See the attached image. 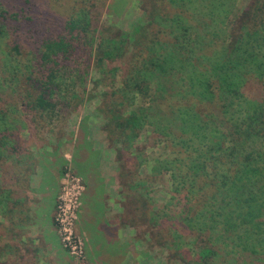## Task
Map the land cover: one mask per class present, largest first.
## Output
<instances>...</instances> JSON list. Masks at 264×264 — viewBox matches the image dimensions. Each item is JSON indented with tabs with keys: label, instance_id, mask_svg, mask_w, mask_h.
<instances>
[{
	"label": "trees",
	"instance_id": "16d2710c",
	"mask_svg": "<svg viewBox=\"0 0 264 264\" xmlns=\"http://www.w3.org/2000/svg\"><path fill=\"white\" fill-rule=\"evenodd\" d=\"M67 1L46 27L31 0L0 11V164L21 151L31 123L61 122L92 100L93 71L95 87L121 78L99 111L129 194L127 223L181 264H264V0L225 39L236 0H143L146 20L131 32L103 28L100 0ZM101 1L116 13L124 0ZM146 127L170 139L152 172L171 180L163 211L138 176Z\"/></svg>",
	"mask_w": 264,
	"mask_h": 264
},
{
	"label": "crops",
	"instance_id": "0c3cea01",
	"mask_svg": "<svg viewBox=\"0 0 264 264\" xmlns=\"http://www.w3.org/2000/svg\"><path fill=\"white\" fill-rule=\"evenodd\" d=\"M93 117L61 129L56 140L40 128L22 134L21 151L0 164V264H74L54 222L69 156L87 184L81 227L90 264H136L135 227L121 203L114 151L89 125Z\"/></svg>",
	"mask_w": 264,
	"mask_h": 264
},
{
	"label": "rangeland",
	"instance_id": "374dc122",
	"mask_svg": "<svg viewBox=\"0 0 264 264\" xmlns=\"http://www.w3.org/2000/svg\"><path fill=\"white\" fill-rule=\"evenodd\" d=\"M32 4H35L34 7V17L39 19L38 26H49L50 23L55 20L57 17H59L62 13L64 14V9L67 7L68 1H59V0H31ZM142 1V2H141ZM22 0H0V11L3 9H11L12 7H16L18 4H21ZM253 2V0H236L233 7H232V14L230 20L226 21L223 31L224 39L226 38L228 32L232 29L231 23L238 19V17L250 6V4ZM142 3L143 0H124L122 3L121 9L119 8L116 13L113 11L108 12L105 8L103 9L102 1L100 0L98 3H96V17L100 18V23L103 26V28L109 29H119L124 32H131L132 28L136 24H141L143 20H146V17L144 16L143 10H142ZM55 9H58V14L55 13V10L52 11L51 7ZM49 8L50 15H45V10ZM62 16V15H61ZM232 21V22H231ZM229 23V24H227ZM2 67V62L0 59V69ZM1 74V70H0ZM98 77L95 72L93 71L91 74L90 81L87 83L88 90L92 94V100L88 101L85 97V102L79 107L78 111H71L68 110L65 113V119L61 122L48 125L46 122L37 125L36 127L33 123L32 130L34 128H40L48 130L49 132H54L52 134L55 135V140L57 139V136L59 135L58 131H61L63 129L65 132H68L70 130L71 126H75L77 122L81 121V118L84 116H95L90 119V126L97 127L98 128V134L101 142L106 141L109 150L112 149L110 144L108 143L107 136L104 130L105 124H107V118L102 117L103 114L99 111V107L101 103L103 102L105 98L106 92H111L115 88L120 86L121 78H117L116 82L113 83L112 79L104 78L100 85L98 87H95L94 84V78ZM107 77V76H105ZM92 79V80H91ZM82 92V91H80ZM108 98V97H107ZM149 99H141L138 98L136 100V106H142L147 105L149 103ZM101 116V118H99ZM102 121V122H101ZM76 123V124H75ZM39 126V127H38ZM107 130V128H106ZM67 134V133H66ZM24 135V134H23ZM61 136H65L64 133H61ZM153 129L150 127H146L144 131L141 133L139 139L137 140L135 146H134V153L135 155L141 154L143 155V162L141 167L139 168L138 176L140 174L143 181H145V187L144 190L149 189L148 193L149 197L154 200L155 208H157L159 211H163L165 208V203H167L170 200V192L172 190L171 186V180L169 176L164 172L161 175L152 176L153 168L156 165H160L165 160H167V157L170 153V143L168 140L170 139H159L154 137ZM69 137V135H68ZM68 142V141H67ZM100 142V143H101ZM114 151V149H112ZM114 157H115V164L112 162L113 167L116 168V172L113 171L115 174L117 173L119 176V166L120 163L117 161V155L114 151ZM69 165L64 170V173L62 175L61 184H60V190L57 197V206H56V213H55V226L57 228V232L61 241V245L63 249L68 253V251L64 248L60 236V231L58 226L56 225V217L58 213V202H59V196L62 194L63 198L65 199V204H67V212L69 217H73L72 222V232H74L75 236H78L84 240L85 243V250H86V261L85 264H90L88 259V244H89V237L88 235L82 230L81 227V218L84 214V197L87 191V184L86 180L79 174V172L76 170V167L73 164L72 157L69 156ZM129 159L127 155L125 156V159L123 163L127 165ZM130 168V166H129ZM69 173V176L67 177L66 174ZM115 176V175H114ZM78 183L80 185V188L83 190H79ZM82 184V186H81ZM123 190V189H122ZM129 195L128 192L125 194L123 192V196H121V199L124 200L125 197ZM122 203V202H121ZM123 204V203H122ZM169 206V205H168ZM173 206V205H172ZM170 206L169 208L172 209ZM129 207V206H126ZM167 208V206H166ZM127 216V215H126ZM76 218V219H75ZM75 219V221H74ZM141 231L140 229H137ZM139 231L136 232L135 230V239H136V264H181L178 261L170 259V254L166 249L158 248L156 246H153L152 242L148 237L145 238H139V234H137ZM140 233V232H139ZM68 255L71 257V255L68 253ZM71 259L74 261V264H80L78 263L74 258L71 257ZM170 260V261H169Z\"/></svg>",
	"mask_w": 264,
	"mask_h": 264
},
{
	"label": "built area",
	"instance_id": "2783aa9c",
	"mask_svg": "<svg viewBox=\"0 0 264 264\" xmlns=\"http://www.w3.org/2000/svg\"><path fill=\"white\" fill-rule=\"evenodd\" d=\"M66 176L68 177L69 173H67ZM78 188L79 190L84 189V188L83 189L80 188L79 183H78ZM57 210L58 213L56 217V225L59 228L60 236L64 248L68 251L71 257L74 258L78 263L85 264V261L87 259L85 243L82 238L75 236L74 232H72L71 226L73 222V217H69L68 215L67 204H65V199L63 198L62 194L59 196Z\"/></svg>",
	"mask_w": 264,
	"mask_h": 264
}]
</instances>
